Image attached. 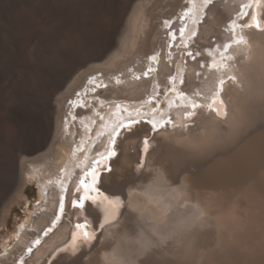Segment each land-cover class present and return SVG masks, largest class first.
I'll use <instances>...</instances> for the list:
<instances>
[{"label":"bare ground","instance_id":"obj_1","mask_svg":"<svg viewBox=\"0 0 264 264\" xmlns=\"http://www.w3.org/2000/svg\"><path fill=\"white\" fill-rule=\"evenodd\" d=\"M200 4L0 0V227L11 198L27 180L37 184L41 199L29 223L15 230L12 237L18 242L11 249L2 245L0 264H264V0H213L199 15L180 19L186 8L199 11ZM244 4L250 5L248 15L238 20ZM253 13L261 29H238L246 44L229 50L234 59L220 95L226 115L201 108L185 121L184 109L174 107L175 127L153 132L151 125L140 123L131 131L123 129L112 169L100 178V188L120 196V204L112 209L98 196L96 204L72 207L79 195L73 194L76 165L107 142L106 136L95 139L100 116L107 122L114 106L122 105L119 101L143 100L157 84L160 94L143 109L153 115L151 108L159 104L167 111L164 89L181 70L185 84L178 77L180 90L210 96L216 75L199 68L200 61L211 62L205 50L231 39L225 30L231 20L249 23ZM171 19L170 29L165 24L159 29L162 20ZM181 27L188 35L196 32L187 49L175 47ZM186 51L201 56L192 60L182 55ZM157 53L158 62L148 59ZM149 67L155 71L147 77L137 73ZM197 71L207 77L197 78ZM145 138L150 141L147 152ZM60 193L66 199L64 214L56 220ZM106 218L110 222L104 224ZM81 221L93 225L87 228L95 236L91 243H84L81 230L73 227ZM47 227L52 232L25 254ZM73 232L79 237L75 252Z\"/></svg>","mask_w":264,"mask_h":264},{"label":"snow or ice","instance_id":"obj_2","mask_svg":"<svg viewBox=\"0 0 264 264\" xmlns=\"http://www.w3.org/2000/svg\"><path fill=\"white\" fill-rule=\"evenodd\" d=\"M190 3L193 2V0H189ZM213 0H201L199 11H194L193 8H186L185 13L183 16L180 17L182 21L186 19V17L189 16V14H193V16L199 15L200 12L203 11V9L207 8L209 5H211ZM256 3H259V0H255ZM250 7L249 4H244L240 8V12L238 13V20H243L244 16H247L248 13L245 11L246 8ZM193 22L195 23V19H193ZM164 24L169 29L172 27L171 21L165 20ZM241 28H256L261 29V21L257 17L255 13L251 15V21L249 23H238L237 20H231L230 23L227 25L226 31L231 32V39L227 42H224L223 44H217L215 48L206 49L207 55L211 57V62L205 63L203 61L199 62V68L201 70L207 68L209 72H213L216 75V87L215 90L212 91L210 96H202V93L200 91H195L191 95L187 94L185 91L180 90L177 87V79L179 77V83L185 84V79L183 75V71L181 70L178 73L177 76H170L168 79V84L171 85L170 87H165L164 89V96L165 101L164 103L167 106V111H165L163 108L160 107L159 104H157L155 107L151 108V113L153 115H149L147 111H143V106L145 104L151 105L154 100L157 99V96L160 94L159 92V85H155V93L153 95H150L146 101L141 102V107L134 109L135 115L132 114V111H130L127 107H124L121 111V105H116V111L113 113V116L109 118L107 122H105V117L100 116V120L102 122L101 124V130L96 133V139L98 140L102 136H106V144L103 145L102 149L99 151H96L94 155H89L86 160L82 163H78L76 165V168L79 169L78 178L76 180V189L75 192L79 193L77 198H74L72 200V206L74 208H80L83 209L85 207L84 202L91 201L93 204L97 203V197H103V202H107V204L112 208L115 209L118 204H120V197L114 196L113 198H109L108 196H105L102 192H100V189L97 187V185L100 183L101 174L103 171H111L108 161L117 155L116 153V144H117V138L121 135V130H128L131 131L133 126L138 124L141 120L146 121L147 124L151 125V130L153 132H156L159 129H163L166 125H172L176 126L172 119H171V110L174 107H179L184 109V120L185 121H191V119L196 116L197 109L206 108L211 112H215L217 116L226 115L222 111L223 109V102L220 100L221 92L223 91V86L225 84V73L230 71V64L229 61L233 60V55L229 54V50L233 46H240L245 45L246 40L243 35H241L240 31L238 29ZM180 33V42L175 44V47L180 49H187L189 47L188 41L191 39V37L196 36V32L192 31L190 35L186 33L185 27H181L179 29ZM168 36L171 37V41H176L177 37L172 32L169 31ZM168 47L171 49L173 47V43L169 42ZM182 55H186L187 57H190L192 60H196L197 57L201 56L200 51H196L193 53L192 51H187L185 53H182ZM171 52L168 53V59L171 60ZM159 53L156 55H152L148 57V59L152 62H158ZM131 71V69H129ZM155 71L154 68L149 67L147 71L143 73L145 77L149 75L150 72ZM205 75L207 77L206 73H202L201 71H197L195 73V76L199 78L201 75ZM136 79H139V76L135 77ZM228 79L235 80L234 76H229ZM89 83H94L93 80H90ZM116 83L119 84L121 81L119 79L116 80ZM101 85L97 84L96 87H100ZM95 91V89H92ZM169 93L174 94V98L169 96ZM197 97H202L203 102L201 100L197 99ZM179 101V104L176 103V101ZM219 101L221 107L217 108L216 104ZM125 113H127L125 115ZM99 115V113H97ZM95 123V121H93ZM87 127V126H85ZM184 127H187V124L184 125ZM106 130V131H105ZM88 131L90 132L91 129L88 128ZM83 143V142H82ZM144 144V152L148 151V146L150 144V141L148 138H145L143 141ZM91 147V146H90ZM142 166V165H141ZM61 188L63 191L67 190L66 184H61ZM95 193L96 195H93ZM64 212V197H60V207H59V213L57 214L56 220H59L60 216ZM107 215L112 216V218H115L114 212H108ZM56 220L53 221V224L56 223ZM110 221L106 218L104 221V224L109 223ZM104 224H101L100 227L103 228ZM76 229L81 230L82 238L84 243H91L92 240L95 239L94 234H90L87 230V222L85 223H77L75 225ZM52 229L48 228L44 235H47L48 232H50ZM79 239L76 232L72 233V248L75 252L77 249L76 241ZM162 239H167V237H162ZM40 243L39 237L33 241L32 247H35L36 244ZM27 251L30 253L32 251V248H28Z\"/></svg>","mask_w":264,"mask_h":264},{"label":"rangeland","instance_id":"obj_3","mask_svg":"<svg viewBox=\"0 0 264 264\" xmlns=\"http://www.w3.org/2000/svg\"><path fill=\"white\" fill-rule=\"evenodd\" d=\"M178 12L179 11H177L176 14H178ZM172 20L173 19H171L170 21H172ZM161 23H162V25L159 26V29H162V27L164 26L163 20L161 21ZM214 40H215V37H212L211 41H214ZM126 56H125V58H127ZM111 70H113V69H111ZM123 70H127V67H124ZM189 126L193 127L194 122H190ZM36 185L37 184H35L33 182H29V180H27V182L24 185L22 192L18 191L13 196V200L11 198V200L13 202L10 200V203H12V204L9 203L10 205L8 204L9 206H7V208L9 207L8 209L10 212L6 218L5 225L0 227V255L5 253L4 247L2 246L3 244L8 245L6 247V249H11L18 242V237L14 238L12 236H14L15 230L19 226L23 225V223L25 225L29 223L30 220H28L27 218L30 216V211H38V208H39L38 205L40 204L41 199L38 196V190H37ZM20 196H21V198L19 199ZM194 235H195V231H194ZM9 238H11V239H9ZM191 239H192L191 237H190V239L189 238L186 239V244H188L187 241L190 242ZM4 240H6L7 243ZM20 252H22V251H19V253H17L16 256L19 257Z\"/></svg>","mask_w":264,"mask_h":264},{"label":"water","instance_id":"obj_4","mask_svg":"<svg viewBox=\"0 0 264 264\" xmlns=\"http://www.w3.org/2000/svg\"><path fill=\"white\" fill-rule=\"evenodd\" d=\"M244 17H245V16H244ZM244 17H243V18H244Z\"/></svg>","mask_w":264,"mask_h":264}]
</instances>
